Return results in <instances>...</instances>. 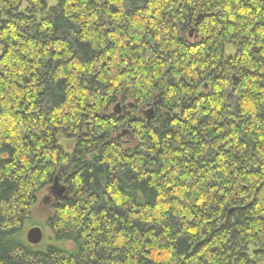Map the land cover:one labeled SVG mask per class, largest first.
I'll return each instance as SVG.
<instances>
[{
	"label": "trees",
	"instance_id": "trees-1",
	"mask_svg": "<svg viewBox=\"0 0 264 264\" xmlns=\"http://www.w3.org/2000/svg\"><path fill=\"white\" fill-rule=\"evenodd\" d=\"M0 48V264H261L264 0H0Z\"/></svg>",
	"mask_w": 264,
	"mask_h": 264
},
{
	"label": "rangeland",
	"instance_id": "rangeland-1",
	"mask_svg": "<svg viewBox=\"0 0 264 264\" xmlns=\"http://www.w3.org/2000/svg\"><path fill=\"white\" fill-rule=\"evenodd\" d=\"M226 49H227L226 51H228L227 54H231L234 51V49L232 47L229 48V46L226 47ZM0 52H1V48H0ZM120 110H121V108H120ZM143 110H144L143 112L148 111L147 108H145ZM142 116H144V115L142 114ZM61 143L63 145H65L66 147L69 146L68 145L69 142H67V141L62 140ZM48 195H49V193H47V192H43L39 195L38 203L35 206L33 213H32L34 223H33V225H31L29 227V228H31V227L38 226L39 228H41L42 232H43V238L44 239H46L47 235L49 236V234H47V231L44 227V224H45L44 222L51 213V203H53V200H54L53 199L54 196L52 195L53 197H51V199H48L45 201L44 199L46 197H48ZM252 252H253V248L249 247V253L252 254ZM261 264H264V260L261 262Z\"/></svg>",
	"mask_w": 264,
	"mask_h": 264
},
{
	"label": "water",
	"instance_id": "water-1",
	"mask_svg": "<svg viewBox=\"0 0 264 264\" xmlns=\"http://www.w3.org/2000/svg\"><path fill=\"white\" fill-rule=\"evenodd\" d=\"M115 112L116 113L119 112L118 105H116L115 107ZM145 116L147 120H150L152 118V110L150 109L147 112H145ZM65 190H66L65 187L57 181V178L54 179L53 184L49 187V192L56 199L59 197H62L63 194L65 193ZM42 238H43V232H42V229L39 228L38 226L31 227L26 231L25 239H26V242L30 245L39 244Z\"/></svg>",
	"mask_w": 264,
	"mask_h": 264
},
{
	"label": "bare ground",
	"instance_id": "bare-ground-1",
	"mask_svg": "<svg viewBox=\"0 0 264 264\" xmlns=\"http://www.w3.org/2000/svg\"><path fill=\"white\" fill-rule=\"evenodd\" d=\"M47 198V197H46ZM46 198L44 199L46 201Z\"/></svg>",
	"mask_w": 264,
	"mask_h": 264
},
{
	"label": "flooded vegetation",
	"instance_id": "flooded-vegetation-1",
	"mask_svg": "<svg viewBox=\"0 0 264 264\" xmlns=\"http://www.w3.org/2000/svg\"><path fill=\"white\" fill-rule=\"evenodd\" d=\"M46 200H47V198H46Z\"/></svg>",
	"mask_w": 264,
	"mask_h": 264
}]
</instances>
